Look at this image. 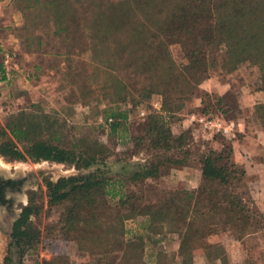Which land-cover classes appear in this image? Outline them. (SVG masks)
<instances>
[{"label": "rangeland", "instance_id": "1", "mask_svg": "<svg viewBox=\"0 0 264 264\" xmlns=\"http://www.w3.org/2000/svg\"><path fill=\"white\" fill-rule=\"evenodd\" d=\"M107 2L106 17L97 19L94 14L82 34L80 26L78 31L72 27L67 40L63 34H52L46 12L39 10L25 13V29L0 25L5 30V40L13 34L18 41L15 50L11 44H4L0 51L13 54L19 67L15 66L8 79L0 83V127L9 117L23 113L31 114L38 121L44 116L50 127L37 133L36 138L49 139L74 153L94 155L88 168L0 157V173L4 176L18 173L38 181L37 186L22 191L21 195L25 196L16 206L18 212L30 200L36 211L29 218L35 237L33 250L21 260L17 248L8 250L10 219L0 210V264L7 254L13 264H126L127 257L112 246L108 231H119L123 245L144 238L143 229L149 226V218L158 223L156 213L161 209L167 211L168 221L174 222V226L169 224L172 229L180 227L193 202L182 198L179 192L196 193L203 184L196 162L200 155L209 149H218L221 142L230 144L241 132L254 136L264 145L261 128L264 118H258L254 112L256 103L260 102L261 86L255 65L244 62L232 69L222 64V55L207 44L206 50L202 46L203 55L198 56V61L205 65L207 79L193 85L188 80L192 74L184 72V81H173L168 77V66H173L178 73L187 61L181 46L175 44L176 39L168 36L170 30L165 32L163 18L154 15L142 21L141 6L131 0ZM7 9L11 22L14 18L17 21L18 16L14 17L11 8ZM166 84L170 85L167 95L163 93ZM206 96L220 100L218 111L210 100L208 110L215 113L210 118L203 113L200 103ZM163 97L168 98L170 111L178 107V112L170 115L169 127L172 135L181 134L187 144L184 151L189 156L188 167L171 162L180 157L176 151L147 149V142L137 141L145 117L157 111L151 105L160 104ZM204 102L209 101L204 99ZM141 111L143 116H139ZM119 115H125V119ZM191 115L213 121L220 119L223 124L232 122L233 128L224 137L190 122ZM107 119H115L117 123L113 132ZM150 161H163L158 177L133 179V174ZM244 172L257 180L256 187L248 190L256 218L239 233V241L233 240L231 229L212 235V243L208 237L201 240L213 264H220L223 258L225 264H264V168L244 169ZM90 174L113 184L110 191L114 195L90 192L85 197L88 203L84 204L85 199L81 201L83 212L104 214L102 225L90 229L76 222L69 226L65 217L72 201L49 204L44 182ZM195 197L200 207L201 198ZM173 206L177 212H173ZM202 226V221L194 224L196 228ZM150 228L154 230L158 226ZM173 247L161 250L173 253L176 250ZM179 258L182 264L191 261L184 255Z\"/></svg>", "mask_w": 264, "mask_h": 264}, {"label": "trees", "instance_id": "2", "mask_svg": "<svg viewBox=\"0 0 264 264\" xmlns=\"http://www.w3.org/2000/svg\"><path fill=\"white\" fill-rule=\"evenodd\" d=\"M131 1L141 6L142 21L154 15L163 18L161 23L165 24V32L170 30L168 36L174 37L175 44L181 46L187 63L178 73H175L173 66H168V77L173 81H184V72L192 74L188 80L193 85H198L199 82L207 79L205 69H203L205 65L198 61V56L203 55L202 46L203 48L205 46L206 50L207 44L222 55V64L230 65L232 69L244 62L255 65L259 71L261 86L258 91L260 102L256 103L254 112L258 118H264V0ZM0 2L4 7L11 8V14L18 16V25L14 27V30L26 28L24 26L25 13L39 10L46 12L49 23L53 27L52 34H63L66 40L71 35L72 27L78 31L80 26V34H82V29L86 30L94 14L97 19L106 17L104 10L109 6L107 0H0ZM211 60L214 61V58ZM5 79L0 67V83L6 81ZM169 87L168 84L163 87V93L166 95ZM167 99L163 97L157 111L145 117L141 137L136 139L141 144L147 142L145 145L147 149L161 152L176 151L180 157L171 162L188 167L189 156L184 151V146L187 144L181 134L172 135L169 127L170 115L176 114L174 112H178L176 111L178 107L175 111H170L167 108ZM204 99L209 102L205 103ZM210 100L215 105V111L220 108V100L214 96L200 99L203 113L208 118L215 114L208 110ZM119 118L124 120L125 115H119ZM47 119L43 116L38 121L31 114L25 113L9 117L4 126L0 127V157L12 161L28 159L31 162L47 161L88 168L93 163L94 155L74 153L71 150L60 148L49 139L36 138L37 133L50 127ZM116 126L115 119H111L108 127L112 132ZM261 128L264 133V125H261ZM163 161H150L140 172L134 173L132 178L141 179V181L156 179ZM196 162L203 184L196 193L179 192L182 198L193 202L188 216L184 218V224L172 229L170 225L174 222L168 221L167 211L161 209L159 213H156L160 219L158 223L149 218L147 224L149 226L142 225L145 229H143L144 238H136L123 245L119 239V231H108L112 246L116 250H121L123 256L127 257L126 264H130V261L133 262L132 264H137V261L138 264H170L173 254L161 249H166L175 243L178 255H184L189 260L195 255H201L207 264H213L207 247L201 243V240L231 229L233 240L239 241L241 239L239 233L243 232L247 223L255 220L253 200L249 197L248 190L256 187L257 180L255 177H247L244 168L234 162L233 149L229 143L221 142L218 149L207 150L199 156ZM44 186L49 204L72 201L73 204L65 217L69 226L72 223L81 222L90 229L102 225L104 214L83 212L82 199L84 200L90 192L114 195V192L110 191V189L113 190L111 181L92 174L86 177L58 178L55 182L45 181ZM179 194L177 193V196ZM195 195L201 198L200 207L196 203L198 199L196 200ZM29 201L12 224L9 235L11 244L8 250L11 247L17 248L20 255L19 260L23 259L27 252L33 250L35 243L29 218L36 211ZM86 203L88 202L85 199L84 204ZM175 208V206L172 207L173 212H177ZM110 217L117 223L112 214ZM197 221H202L201 228L194 227ZM154 225L158 226L154 229L156 231L150 228ZM158 246H162L161 249H158ZM2 264H13L9 254L3 258ZM220 264H225L224 258L221 259Z\"/></svg>", "mask_w": 264, "mask_h": 264}, {"label": "crops", "instance_id": "3", "mask_svg": "<svg viewBox=\"0 0 264 264\" xmlns=\"http://www.w3.org/2000/svg\"><path fill=\"white\" fill-rule=\"evenodd\" d=\"M7 10L8 9L4 7L0 2V25L3 24V26L10 25L16 27L18 25V20L16 21V19L14 18L15 21L11 22L10 20L11 18L9 17ZM13 16L16 17L15 14ZM4 34H5V30L2 29V27H0V47L4 48L5 47L4 44H11V46L13 47L12 49L15 50L17 47L15 36L11 34V36L10 35L7 36L9 40H5L3 38ZM5 41H7V43ZM14 62L16 68H19L17 65L18 63H16V61ZM259 142L260 141H257V139H255L254 136H249L245 132H241L238 136H236V140L230 141V144L233 149L234 162L241 165L244 169L252 170L255 168L256 169L264 168V160L263 159L259 160L260 157L264 158V145H261ZM254 164H259V166L258 165L254 166ZM211 237L212 236H209L207 240H209V242L212 243L214 240H212ZM176 247L177 244L175 243L173 248ZM172 254H173V258L171 259L170 264H182L181 260H179L180 255L176 253V250ZM216 263H218V261ZM187 264H207V263L205 262L204 258L201 257V255H195L191 259V261H188Z\"/></svg>", "mask_w": 264, "mask_h": 264}, {"label": "flooded vegetation", "instance_id": "4", "mask_svg": "<svg viewBox=\"0 0 264 264\" xmlns=\"http://www.w3.org/2000/svg\"><path fill=\"white\" fill-rule=\"evenodd\" d=\"M37 182L36 178L29 175L24 176L16 173L4 176L0 173V210L3 212V216L10 219L9 224L11 227L21 212V209L18 212L16 211V206L21 203V197L25 196L21 195L22 191L27 188L32 189L34 185H38Z\"/></svg>", "mask_w": 264, "mask_h": 264}, {"label": "built area", "instance_id": "5", "mask_svg": "<svg viewBox=\"0 0 264 264\" xmlns=\"http://www.w3.org/2000/svg\"><path fill=\"white\" fill-rule=\"evenodd\" d=\"M13 56H14L13 54H11L10 52H7V51H1L0 52V67H1V70H2L6 79H8V77H9V75H8L9 72L11 70H14V68H15V62L13 61L14 60ZM158 104L159 103L154 102L151 106L154 109H158V107H159ZM143 115H144V113H143V111H141L139 113V116H143ZM189 121L199 124L204 130H207L209 132L218 133L224 137L227 136L228 133L233 128L232 122L223 124L220 119L213 121V120H208L203 116H196L195 117L194 115H191L189 118ZM109 122H111V119H107V123H109Z\"/></svg>", "mask_w": 264, "mask_h": 264}, {"label": "water", "instance_id": "6", "mask_svg": "<svg viewBox=\"0 0 264 264\" xmlns=\"http://www.w3.org/2000/svg\"><path fill=\"white\" fill-rule=\"evenodd\" d=\"M10 232H11V225L9 224L8 225V236L10 235Z\"/></svg>", "mask_w": 264, "mask_h": 264}]
</instances>
